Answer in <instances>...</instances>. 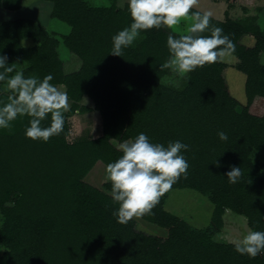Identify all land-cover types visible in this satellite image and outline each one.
I'll use <instances>...</instances> for the list:
<instances>
[{
    "label": "trees",
    "instance_id": "1",
    "mask_svg": "<svg viewBox=\"0 0 264 264\" xmlns=\"http://www.w3.org/2000/svg\"><path fill=\"white\" fill-rule=\"evenodd\" d=\"M25 1L0 0V8L17 12ZM39 1L52 4V19L69 32L58 38L32 18L6 20L0 23V56L8 65L26 63L25 77L51 74L52 84L67 86L72 106L63 131L47 142L26 137L28 116L16 119L11 132L0 129V264H264V253L253 259L216 240L226 209L245 216L253 231H264V162L254 158L264 150V115L249 110L256 97L264 98V26L258 17L236 19L226 12L224 20L210 18L235 44V67L246 76L242 104L227 85L224 62L180 75L178 83L168 80L172 71H160L170 55L167 38L182 33L170 34L164 26L142 31L122 57L111 55L113 36L132 23L129 3ZM248 37L249 45L243 41ZM28 39L31 46L24 43ZM61 44L81 60L77 71L65 72ZM8 94L0 82V106ZM84 97L100 112L103 135L69 142L70 115L91 111L80 104ZM50 123L51 114L42 127ZM220 131L227 141L219 139ZM140 133L165 147L175 141L189 146L181 153L187 178L160 198L153 214L142 216L165 229L166 237L138 230L134 218L119 223L111 182L98 188L86 180L99 162L106 167L121 157L118 143ZM231 167L242 172L235 184L226 176ZM174 189L194 190L212 202L207 227L196 228L165 209Z\"/></svg>",
    "mask_w": 264,
    "mask_h": 264
},
{
    "label": "clouds",
    "instance_id": "2",
    "mask_svg": "<svg viewBox=\"0 0 264 264\" xmlns=\"http://www.w3.org/2000/svg\"><path fill=\"white\" fill-rule=\"evenodd\" d=\"M199 0H129L132 23L112 38L111 55L122 57L123 50L141 38V32L173 28L182 21L189 22L184 34L169 35V58L160 65V71L171 70L181 76L206 64L222 62L235 52V44L223 29L211 25V12H192ZM210 32V35H203ZM18 63L7 64V57L0 56V82L5 85L7 102L0 106V129L12 131L13 122L30 117L25 135L32 140L47 142L63 131L64 113L70 109L65 84L51 83L53 76L42 80L36 76L25 77L17 70ZM51 114V123L42 127V121ZM221 141H227L225 132H218ZM120 158L106 166V180L111 182V197L118 209L113 212L118 222L127 224L134 217L151 215L160 198L175 183L187 178L189 164L182 151L189 146L180 141L169 142L167 147L152 143L140 133L134 140L119 145ZM229 183L235 184L242 177L240 167H231L226 173ZM226 211H230L226 209ZM235 250L240 255L256 258L264 253V231L249 230L236 241Z\"/></svg>",
    "mask_w": 264,
    "mask_h": 264
},
{
    "label": "rangeland",
    "instance_id": "3",
    "mask_svg": "<svg viewBox=\"0 0 264 264\" xmlns=\"http://www.w3.org/2000/svg\"><path fill=\"white\" fill-rule=\"evenodd\" d=\"M94 5L107 6L110 4L109 0H89ZM129 0H118V6L123 7ZM195 9L201 12H211L212 17L218 20H224L226 12L233 18H245L249 16L258 17V23L264 26V0H199V5ZM52 4L46 1L26 0L23 8L17 12H10L0 8V23L17 18H32L39 23L45 25L50 32L56 34L59 38L60 34L69 32L70 27L51 17ZM189 22L182 21L180 25L173 28H166L171 34L173 32L184 34ZM252 38L244 39V43L249 45ZM253 40V39H252ZM25 45L31 46L32 40L24 41ZM59 54L64 61V69L66 73L77 71L81 66V60L70 53L63 44L59 47ZM222 62L227 64L224 70L227 85L232 94L241 101L246 103L245 96V81L246 76L240 72L235 64L237 62L236 56L233 54L226 57ZM261 62L264 64V52L261 55ZM17 70L22 71L27 64L18 63ZM181 76L172 72L168 80L178 83ZM5 88V85H4ZM66 91V89H65ZM70 102V108L72 102ZM82 106H87L91 111L81 114L79 111L70 115L68 118L70 134L68 136L69 142L77 141L81 138L97 139L103 135V119L99 111L95 110L94 102L84 97L80 103ZM250 113L256 116L264 115V98L256 97L250 105ZM119 143L117 144L119 148ZM254 158L264 162V150L256 151ZM86 180L95 187L102 188L107 182L106 167L99 162L96 167L90 172ZM165 209L172 214L184 218L196 228L207 227L212 218L214 205L204 195L190 189H174L169 193L166 200ZM1 217V215H0ZM138 223V230L147 234L157 236H167V231L157 225L145 221L142 217H134ZM224 226L221 233L216 236V240L224 243L236 244V241L241 239L251 229L248 224V219L233 211H226L224 217ZM252 230V229H251Z\"/></svg>",
    "mask_w": 264,
    "mask_h": 264
},
{
    "label": "crops",
    "instance_id": "4",
    "mask_svg": "<svg viewBox=\"0 0 264 264\" xmlns=\"http://www.w3.org/2000/svg\"><path fill=\"white\" fill-rule=\"evenodd\" d=\"M258 1H261L262 2V0H258ZM18 19V18H17ZM10 20H14V19H10Z\"/></svg>",
    "mask_w": 264,
    "mask_h": 264
}]
</instances>
